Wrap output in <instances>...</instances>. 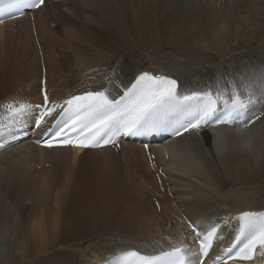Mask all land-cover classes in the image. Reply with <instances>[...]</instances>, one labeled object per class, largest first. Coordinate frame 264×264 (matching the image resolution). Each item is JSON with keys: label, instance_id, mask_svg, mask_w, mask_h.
Returning <instances> with one entry per match:
<instances>
[{"label": "bare ground", "instance_id": "1", "mask_svg": "<svg viewBox=\"0 0 264 264\" xmlns=\"http://www.w3.org/2000/svg\"><path fill=\"white\" fill-rule=\"evenodd\" d=\"M47 1L49 2V0H46L43 8L29 12L20 19L0 25V40L6 47L3 58L0 55V62H2L0 64V83L2 77L7 76L6 74L15 75L20 71L27 73L26 69L29 63L32 66L33 63H36V55H33V63L25 62L24 59L26 58L23 57L28 48L35 47L33 43H35L36 38L35 33L32 32L33 29L37 32L38 40L40 38L44 39L43 42L41 40L39 43V57L41 54H45V57L48 54L50 60L53 53L46 50V48H49L48 44L56 53L65 52L64 48L55 50L54 45L57 42L53 39L51 29L57 28L55 24L59 22L56 17L66 14L69 21L73 22L72 18L74 19L75 30L85 32L83 38H86V40H80L79 45V49L83 52L100 53L111 48L108 46L101 47L102 49L90 48L87 45V38H90V40L102 39V36L90 34L88 30L92 27L101 29L104 33L112 36H114V32L132 31L137 37V49L135 48L131 52L132 55L134 54L133 59L116 60L112 66L107 67L109 69L103 68V66L98 67V63L97 65L88 64L81 76L80 86L82 88L76 93H67V91L59 88L57 92L51 94L50 106L52 104L63 105L64 101L71 97L87 92L102 91L110 98L117 99L125 93L128 86L140 73L151 71L156 75H164L176 80L177 92L181 97H193L201 94L211 95L217 99L219 109L233 103L237 97H240L244 100L246 108L242 114L232 117L231 126L223 125L215 130L202 127L199 130H193L182 135L174 142H166L161 145L143 146L130 142L121 143L110 148L91 150L41 148L33 142L41 156L45 153L48 156L55 155L59 160L65 161L68 173L73 174L77 171L78 174L72 192L75 203L72 201L74 204L71 202L73 205L69 203L64 209L61 206L59 210H63L61 221H59V218L57 219V212L52 217L53 221H48V216H52V211H58L62 204L60 196L56 195L58 198L55 197L54 204H46L48 212L46 209L44 215L40 213V218L30 228V244L26 245L24 253L31 251V254L35 256L37 254L44 255V260H46L45 255L51 252L48 254V258L59 257L61 260L56 262L59 264H74L76 258L81 259L80 262L84 260V264H103L106 258L133 249L139 250L144 255H157L176 246L195 249L198 247L199 241L193 235L191 225H196L197 230L200 232L216 226L221 229L218 235L219 238L206 260V264H212V260L224 252L229 245L228 243L239 232V217L245 212L260 214L264 211V155L259 160V164L254 165L244 153H233L236 147L242 145L247 147L251 144L247 142L250 136L246 128L252 124L251 134L257 133L256 136L253 134L254 138H258L259 143L264 146V44L261 43L260 39V36L264 38V0H86L87 4L91 5L93 3L92 13L82 6V0H50L54 17L48 9L50 4ZM63 7L69 11H64ZM87 16H91L90 22L87 21ZM106 21L110 22L109 26H105ZM57 36L61 37L60 35ZM14 41L18 42V46H14ZM145 48H149L150 52L143 53ZM241 49L244 50L242 52L238 51ZM15 51L17 52V59L13 60L11 55ZM233 51H236L235 56L229 58V54H232ZM221 55H228V57L222 58ZM44 62L41 61L42 69H47L48 65ZM101 69L107 72L115 70V73L109 75L101 72ZM93 86L98 87L96 89ZM43 104L44 96L41 99L40 106H43ZM24 105L28 104L24 102ZM38 106L34 107L35 110L30 107L25 115L16 118L19 126L0 127L2 128L0 140L6 141L0 143L6 144L5 146L8 148L7 140L13 135L28 137L27 132L32 131L28 126L31 125L33 128L40 110ZM60 110L61 107H57L52 116L57 115ZM240 119H243L244 122ZM234 125L239 126V130L235 131V134L226 132L231 131L229 127ZM7 129V133L4 134L3 132ZM218 133L220 136H218ZM36 135L38 134H34V140L37 139ZM227 147H229L228 151H226ZM141 148L148 154L152 169L159 163L171 164L169 170L174 167L182 175L173 173L170 175L177 177L179 180L186 177L207 183L210 187L217 188L223 195L231 196V199L235 200L234 194L225 193L226 188H233L235 184L220 179V172L225 168V163L234 160L238 165L237 170L241 174L242 182L240 184L253 189L254 182H257L261 188L260 195L251 202H239L237 204L231 199V201L224 200L223 195L219 199L217 195L215 197L210 195L209 200H215L219 204L217 207H213L204 198L201 200L192 198L193 201L189 199L181 200L183 205H187L188 209L192 208L193 210L189 211V217L186 215L189 226L175 215L173 217L169 216L170 221L167 223L164 216L160 217L157 214L154 218L152 215L155 222L153 224L157 223L158 227L161 226V228L159 227L160 234L164 233V236L167 237L169 235L167 241L154 243V246H144L141 244L142 241L136 240L138 237L154 235L153 228H150V233L135 234L126 232L128 231L126 229L132 228L130 225L123 227L126 230L123 232L128 233L129 238L132 240L136 239L124 243L123 240L119 241V236H115L118 244L115 248H109L108 246L103 249L95 246L94 243L86 244L83 241L77 246H65V243L73 238L80 236L85 238L93 234L95 230H93L92 225L102 226L101 223L108 217L110 209L107 198L114 196L119 190L117 184L119 172L112 170V168L121 165L122 155L124 159L125 157L134 158L142 150ZM256 148L260 149L258 145H256ZM260 150L264 151V148ZM23 151L25 152V150ZM166 152H168L167 158L165 157ZM178 155L182 156L183 159H178V162H175ZM141 156L143 157V154ZM68 157L72 161L70 165L65 159ZM132 160L130 161L134 162ZM129 162L127 159V163H123V165ZM127 166L129 167V164ZM148 166H145L144 173L147 172ZM119 170L121 171V169ZM68 176L70 182H72V176ZM186 186L199 185L189 184ZM61 187L64 188V185L61 184ZM195 189L198 192L200 190L201 192L202 190L208 191V188L203 186ZM185 193V196L189 195L187 192ZM195 197L197 198V196ZM50 210L51 212H49ZM2 216L3 219L0 217V226L6 224L3 239L10 242L19 225L10 221L7 215ZM135 219L144 221L143 217L139 216H136ZM123 223L121 222V224ZM165 226L168 227L165 228ZM159 232L157 231V233ZM54 239L62 241L64 249L61 246L50 245ZM171 243H175V245L170 246ZM197 256L198 253L190 255L189 260L192 264H195ZM230 264H264V250L258 253L254 263L234 262Z\"/></svg>", "mask_w": 264, "mask_h": 264}, {"label": "rangeland", "instance_id": "2", "mask_svg": "<svg viewBox=\"0 0 264 264\" xmlns=\"http://www.w3.org/2000/svg\"><path fill=\"white\" fill-rule=\"evenodd\" d=\"M81 3L88 12L92 13V10L94 8L93 3H91V5L87 4L86 0H82ZM48 4H50V8L48 9L52 14V11L54 12V10L50 0ZM62 9L66 12L69 11L65 7H63ZM53 14L52 16L54 17ZM63 15L64 16L56 17L59 23H54L55 25H57V28H53L55 30L51 29V31L53 33L54 41L57 42V44L54 45L55 50L57 51V49L64 48L65 52L56 53L50 48L49 44L47 43L49 48H46V50L52 52L53 55L50 56V60L48 54L46 56L47 58L45 57V54H41L39 57V43L41 40L43 42L44 39L40 38L38 40L37 32L33 29L32 32L35 33L36 41H32L35 42L33 43L35 44V47L28 48L27 53H25L23 57L26 58L24 59L25 62L33 63V55H36V63H33V66L29 63L26 69L27 73L25 71H20V73L17 72L15 75L6 74V77H2V81L0 83V127L7 128L12 125H14V127H16V125L19 126V124L16 122L17 116L15 114V110L18 109L20 105H24V102L28 105H32L30 107L35 110L38 105L40 106L41 99H43L45 93L51 95L52 93L57 92L59 88L63 89V91H67V93L78 92L82 88L80 86V83L82 81L81 76L83 75V72L88 64L97 65L98 63V67L103 66V68L109 69L107 67L112 66L116 60L133 59L134 54L132 55L131 52L136 48L137 37H135L132 31H127L124 33L114 32V36H112L110 34L108 35L104 33L101 29L92 27V29L88 30L90 31V34H97L98 36H102V39L90 40V38H87V45L90 48L93 47L102 49L101 47L107 46L111 48L110 50L101 51L100 53H86L79 49L80 40H86V38H83L85 36V32H80L78 29L75 30L76 25L74 19L72 18L73 22H71V20L69 21L67 19L66 14ZM90 20L91 16H87V21L90 22ZM77 21L81 22L80 20ZM109 25L110 22L108 23L106 21L105 26ZM29 30H31V28H29ZM57 35H60L61 37ZM260 39L261 43L264 44V38H261L260 36ZM14 46H18L17 41H14ZM5 49L6 47L4 46V43L0 40L1 58H3V56L5 55ZM243 50L244 49L238 51L242 52ZM16 51L11 55L13 60L17 59ZM34 51L35 53H33ZM145 52H150V49L145 48L143 50V53ZM235 54L236 51H233L232 54H229V58L234 57ZM221 57L225 58L228 57V55H221ZM45 60L46 62H44ZM41 61L42 63L44 62L48 65L47 69H42L43 67ZM1 63L2 62H0V64ZM102 69L100 70L101 72L108 73L109 75L115 73V70L113 72H107ZM97 87L98 86H93V88L96 89ZM252 125H249V127L246 128L250 136L247 142L251 144L247 147L243 145L240 147H236L233 153H244L251 160L252 164L258 165L260 162L259 160L264 155V151H261L260 149L264 148V146L259 143L258 138H254L256 135H258L257 133L251 134L252 131H250V128ZM28 127L33 130L31 125H29ZM238 127L239 126L235 125L233 127H229V130L231 131L226 132L235 134V131L239 130ZM7 131L8 129L3 133L5 134L7 133ZM28 132H31L30 134H27L28 137H20L18 135H13L12 137H10V139L7 140L8 148L0 153V217L3 219L2 215L5 214L9 217L10 221L18 223L19 225L16 229L17 233H14L13 237H11L10 239V242H7L3 239V231L6 224L0 226V264H55L57 261H60L61 259L59 257H54L56 259L51 258L52 260L48 258V254L51 252L45 255L47 257L46 260H44V255L37 254L35 256L31 254V251L24 253L26 245L30 244L29 230L30 228H32L34 222L38 220V218H40L41 214H45L44 210L47 209L48 212L46 204H54L56 201L55 199L58 198L57 196H60V202L62 204L60 203L61 205L58 211H52V216H48V221H53L52 217L56 212V216H58L57 219L59 218V221H61V216H63L61 214L63 210L59 211L61 209V206L64 209V207L68 206L72 201L75 203L72 192L75 186V180L77 179V171L73 174L68 173L65 161L61 159L59 160V158L55 155L48 156V154L45 153L41 156L35 148L36 144L33 145V142L36 141L34 140V134L39 135L40 131L33 130ZM38 135H36V138ZM218 136H220L219 133ZM0 142L5 143L6 141L0 140ZM256 145H258V148L260 149H257ZM228 148L229 147L226 148V151H228ZM141 149L142 150L139 151L138 154L134 156V158L130 157L129 159L128 157H125L126 162L124 156L122 155L121 165H118L117 167L114 166L112 168V170H117V172H119L117 183L119 186V190L116 194H114V196L107 198L110 209L108 212V217L104 220V222L101 223V225L104 226L96 227L92 225L93 230H95L93 234L85 238L83 236L73 238L70 241L66 242L65 246H77L78 244L80 245V243H82L83 241L86 244L94 243L95 246L103 249H106L108 246L109 248H115V246L118 245L116 243L117 241L115 236H119V241L123 240L124 243H128L136 239L135 238L132 240L131 238H129L130 236L128 235V233L133 232L135 234H147L150 231V228L154 229V235H150L147 237H138L136 240L140 242L142 241L141 244L144 246H154V243H162V241H167L169 235L167 237L164 236V233L160 234L159 229L161 228V226H159V228L157 223L153 224L155 222L152 215L154 216V218L157 214L160 217L164 216L166 223L170 221L169 216L173 217L175 215L176 217H180V219L189 226L187 216L189 217V211L191 212L193 210L192 208L188 209L187 205H183L181 200H192V198L194 200H201L202 198H204V200L209 201V203L212 204L213 207H217L219 205L215 200H209L208 198L210 195H212L213 197L217 195L219 199V197L223 195L217 190V188L210 187V185L207 183L198 182L199 180H194L193 178L189 179L184 177L183 180H179L177 177L170 175L172 173L175 175H182L181 173H178L174 167L169 170V166H172L171 164L168 165L159 163L152 169L148 159V154L143 148ZM23 150H25V152ZM141 154H143V157L141 156ZM165 157H168V152L165 153ZM69 158L70 157L65 159H67L66 161H68V164L70 165L72 161ZM127 159L128 162L133 159L134 162L130 161L133 165L130 162L128 163L129 167L127 166L128 164L123 165V163H127ZM178 159L181 160L183 158L182 156L178 155L177 160L175 159V162H178ZM146 165L149 166L147 168V172L144 173L143 171L146 170H144V168H146ZM130 166L134 167L131 168ZM118 168L121 169V171ZM237 169L238 165L234 162V160H231L225 163V168L220 172V179L222 181L229 183L233 182L235 184V187H228L225 189V193H232L235 195V200L231 199L232 197L227 196L226 194L223 195L224 200L229 201L231 199L234 200L236 204L239 202H251L259 197L261 189L260 185L257 182H254L253 189L241 185V174ZM67 174L72 176V182H70L69 176ZM65 183L66 185L68 184V186H66ZM23 184H25L26 186ZM61 184L64 185L65 189L61 187ZM189 184H198L199 186L207 187L208 191L202 190L203 194L201 195V190L200 192H198V190L195 189L199 186H186ZM19 188L22 189L20 190ZM185 192H187L189 195H193L185 196ZM195 196H197V198ZM144 206H146L147 208ZM49 212H51V210ZM136 216L143 217L144 221L142 222L136 220ZM118 218L120 219L117 221ZM121 222L124 223L121 224ZM151 224L153 227L151 226ZM128 225H130L132 228L126 229L128 231L124 230L123 227H126ZM167 227L165 226V228ZM123 231H126L128 233H124ZM157 231L159 233H157ZM51 244L56 247H63V242L58 241L57 239H54V241L50 243V245ZM174 245L175 243H171L170 246ZM62 249H64V247ZM80 261L81 259L76 258L74 264H84V260H82V262Z\"/></svg>", "mask_w": 264, "mask_h": 264}, {"label": "snow or ice", "instance_id": "3", "mask_svg": "<svg viewBox=\"0 0 264 264\" xmlns=\"http://www.w3.org/2000/svg\"><path fill=\"white\" fill-rule=\"evenodd\" d=\"M29 8H40L45 0H23ZM2 22V21H0ZM177 81L163 75H153L148 72L141 73L135 83L128 88L119 99H109L102 91L87 92L81 96H73L64 101L63 105L52 104L50 107L47 93L44 95V105L38 106V118L35 126L40 127L57 109H64L63 118L57 120V131L53 139L46 141L47 146H53L56 138L59 143L72 144L78 147H99L103 144L113 143L112 137L120 131L125 134L139 135L145 129L155 127L161 114L176 110L182 101L189 97H181L177 92ZM216 102L210 97L202 112L194 122L183 127L184 131L198 129L202 123L211 118L216 111ZM30 106L20 105L15 110L16 116L22 117ZM246 108L244 101L237 99L229 112L231 115H240ZM2 132V128H0ZM71 133H76L73 140ZM180 134L179 131L176 133ZM107 137V138H105ZM239 220L242 221L241 229L253 233L248 243L240 248L235 255H229L228 259L251 260L254 257L257 246L264 248V217H257L253 213H243ZM193 235L199 241L198 247H173L170 251L161 252L159 255H143L139 251L131 250L123 253L118 261L112 264H192L190 255L198 253L195 264H204V259L218 237V229L212 226L204 232L197 230L196 225H191ZM219 264H225L220 260Z\"/></svg>", "mask_w": 264, "mask_h": 264}]
</instances>
